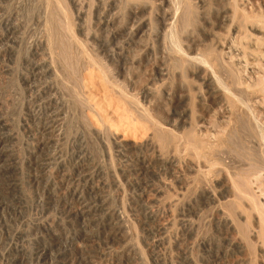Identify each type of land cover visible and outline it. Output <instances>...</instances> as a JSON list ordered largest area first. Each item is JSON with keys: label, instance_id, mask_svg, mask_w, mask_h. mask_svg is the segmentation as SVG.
<instances>
[{"label": "bare ground", "instance_id": "obj_1", "mask_svg": "<svg viewBox=\"0 0 264 264\" xmlns=\"http://www.w3.org/2000/svg\"><path fill=\"white\" fill-rule=\"evenodd\" d=\"M30 1L26 6L37 16L41 38L39 47L30 48L25 81L34 95V117L44 118L34 135V181L48 175L43 190L50 197L51 188L67 184L71 200L63 196L61 202L76 229L61 236L38 224L47 237L33 251L26 249L31 230L13 233L6 263L74 264L79 248L81 255L91 250L79 243L104 239L124 244L117 264H141L104 169L88 157L83 135H73L70 165L65 161V128L73 122L101 143L113 141L132 163L131 175L161 182L158 193L171 187L164 177L181 185L182 196L203 203L217 200L218 189L229 206L220 210L224 233L208 244V258L215 264H264V0L101 1L92 31L99 53L74 34L75 26L82 36L88 31L83 24L91 0ZM3 15L0 9L6 25L0 42L21 43L19 27ZM142 79L145 86L137 91ZM7 109L0 100V189L6 190L21 186L22 170ZM231 168L240 169L230 175ZM145 202L140 207L147 219L157 221ZM90 261L80 257L77 264Z\"/></svg>", "mask_w": 264, "mask_h": 264}, {"label": "rangeland", "instance_id": "obj_2", "mask_svg": "<svg viewBox=\"0 0 264 264\" xmlns=\"http://www.w3.org/2000/svg\"><path fill=\"white\" fill-rule=\"evenodd\" d=\"M11 1L12 2L9 0H0V9L1 13L4 14L3 19H6L5 21H8L11 25L13 24V26L15 24L16 27H19L21 31V43L11 46L8 40L0 42V54H2L0 57V100L5 102L6 107L8 108L6 117L9 120L10 128L12 129L11 135L13 137L14 149L16 150V153L18 152L17 154L22 160V170L19 172L18 176L21 186L8 190L5 188L0 189V264H7L3 254L8 243L7 241L12 237L13 233H22L31 230V243L26 245V249H31V251H33V249H35L34 247H36L38 243H41L42 238L45 236L46 239L47 237V234H45L43 229H38V224L40 226H46L47 224L51 225L57 232L56 234L61 236H64L65 233H68L71 229H76L73 223L68 222L69 220H67L64 212V204L62 203L63 198H67L68 201L71 200L67 184L64 183L62 186L59 185V189L51 188L50 190L53 196L50 197L43 190L48 180V175H43L41 179L39 178L38 181L40 183L34 181L37 177L36 174L39 171L33 164L35 158H33V153L35 151L34 148L36 147L34 135L37 133L38 127L44 123V118L37 119V117H34L32 110L34 95L32 89L25 80L31 73L30 66L27 63V60L30 58V48L39 47L37 44L39 42L38 37L40 35V28L38 27L37 16L30 8V0H20V2L18 0ZM101 1L103 2L105 0H91L90 2H92V4L90 3L89 8H86L87 12L85 11V16L88 17L85 18L84 23L86 24L83 25L85 31H88L85 32L86 34L84 35L91 33L89 37L88 35L87 37L83 35L84 38L78 33L77 27H74L75 36H77L78 39L80 38V41H84L82 43L86 44V48H89L91 53H94L93 51L99 53V50L97 49L98 46L93 41L92 37L94 36L93 30L95 29L93 28H95L97 9L102 5ZM26 5L30 7H27ZM28 8H30L29 11H27ZM16 11L17 13L15 14ZM72 15L74 16L72 18H74L73 21L75 22V14L73 11ZM212 17V19H214L213 15ZM30 18L31 20H29ZM5 32L6 25L0 23V34ZM3 70H7V72L4 73L2 72ZM142 80L138 83L137 91H140L141 88L145 86L146 81ZM70 125L71 127H69ZM82 130V128H78V125L75 123L73 124V122L69 123L65 128V144L63 146V152L65 149L66 152H64L65 156L64 154L63 156H67L66 158H68V161L67 159L65 161L68 163L67 165H70L68 157L71 148L70 145L75 144L72 139L80 134L83 135L85 137L87 151L89 152L88 157L91 159L93 158L92 160L96 162L102 170L104 169L103 172L108 179L107 184L109 195L112 197L111 200L113 204L116 203L115 206H117L122 212L121 214L122 217H124V224L127 226L125 231L130 232L129 235L133 239L131 245L139 253L138 256L141 260V264H184L186 261L185 259L192 260L196 264H215L212 259L207 256V246H209L208 244L215 245L222 240L224 230L221 227L220 219H222L221 217L223 216L221 215L220 210L226 212L229 206L226 199H223V196L218 192V189L216 188L218 194L217 200L203 203L204 201L197 196H193L191 199L182 196L183 191L181 185L177 184V182L174 183L175 181L170 178L165 180L164 177L162 179L163 181L169 182L171 187L174 186L172 188L170 187L171 190L169 189L168 191H161V193H158L156 190L160 189L161 182L155 180L154 176L151 175H143L140 176V178L131 175L129 171L132 169V163L127 157H123L118 152L113 141L109 140V144L108 142H106V144L101 143L95 139V137L93 138V135L90 136ZM73 135L75 136L73 137ZM67 141L68 143L66 144ZM237 161H241L240 158H238ZM53 169L57 170V167L54 166ZM239 169L235 170L231 168L233 172L230 171V175L231 173L238 172ZM54 173H56L55 170ZM54 173L52 175L54 178H52L57 181H55L56 183H59L61 181L60 177L57 173ZM135 179L139 180V185L136 183L137 181ZM42 181L43 183H41ZM39 184L40 186H37ZM141 189L143 191H141ZM169 195L173 198H171L172 200ZM49 197L51 199H49ZM167 199L170 200L171 203H169L170 201L167 202ZM141 202L148 204V213L156 216L157 221L152 222L147 219L146 212L140 207ZM5 203L8 205H5ZM14 205H18L19 207H22V209H18ZM230 218L235 219L232 216ZM41 233L42 237H40V239L39 236H41ZM103 240L104 239H100L99 241L95 240L94 242L89 243V245L84 242V244L79 243V246L86 245L85 247L90 248L91 250L86 251V253L81 255L79 248V252H77V255L75 256L76 261L74 264L78 263L80 257L91 260V263L89 262V264H117V259L120 257H116V255L122 254L124 244L120 241H110L106 243ZM155 241H160L162 244H158ZM221 263L229 264V261L225 259L216 264ZM34 264L37 263L34 262ZM38 264L43 263L40 262Z\"/></svg>", "mask_w": 264, "mask_h": 264}]
</instances>
